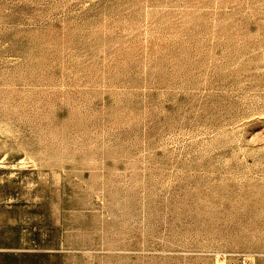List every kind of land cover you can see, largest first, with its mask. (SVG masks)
Segmentation results:
<instances>
[{"label":"rangeland","instance_id":"obj_1","mask_svg":"<svg viewBox=\"0 0 264 264\" xmlns=\"http://www.w3.org/2000/svg\"><path fill=\"white\" fill-rule=\"evenodd\" d=\"M0 264H264V0H0Z\"/></svg>","mask_w":264,"mask_h":264}]
</instances>
